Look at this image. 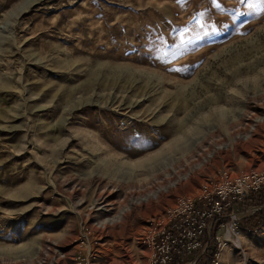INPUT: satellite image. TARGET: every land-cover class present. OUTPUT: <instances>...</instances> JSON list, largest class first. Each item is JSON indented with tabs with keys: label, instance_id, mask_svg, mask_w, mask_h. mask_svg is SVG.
<instances>
[{
	"label": "rangeland",
	"instance_id": "1",
	"mask_svg": "<svg viewBox=\"0 0 264 264\" xmlns=\"http://www.w3.org/2000/svg\"><path fill=\"white\" fill-rule=\"evenodd\" d=\"M216 3L0 0V264H153L162 232H210L223 174L264 171V4ZM255 211L213 264H264Z\"/></svg>",
	"mask_w": 264,
	"mask_h": 264
},
{
	"label": "built area",
	"instance_id": "2",
	"mask_svg": "<svg viewBox=\"0 0 264 264\" xmlns=\"http://www.w3.org/2000/svg\"><path fill=\"white\" fill-rule=\"evenodd\" d=\"M259 189H264V171L259 172L250 170L248 172L239 174L233 180H229L226 174H223L222 181L215 186L213 195L209 198H206L208 200V205L206 207L207 210L196 209L194 207L196 211L194 209L193 212L198 216L200 215V218H211L212 223V218L222 216V212L230 204V200H241L248 196L249 193L255 192ZM204 226V224H195L191 230L193 237L191 238L190 242L188 244H184L183 241H179V243L176 244L182 245V247H185V249L188 251L196 248L191 242H196V245L199 246H206V243L202 244L199 241L202 231L206 229ZM171 227H177L176 221L171 225ZM162 236L164 240L160 242L162 245L156 246L158 256L154 259L153 264H174L173 253L174 246L176 244L173 243V247L172 245L169 247L167 245V247L164 249L163 243L166 241L168 243L172 236L170 235V231L162 232Z\"/></svg>",
	"mask_w": 264,
	"mask_h": 264
},
{
	"label": "trees",
	"instance_id": "3",
	"mask_svg": "<svg viewBox=\"0 0 264 264\" xmlns=\"http://www.w3.org/2000/svg\"><path fill=\"white\" fill-rule=\"evenodd\" d=\"M197 206V205H196ZM201 204H198L196 208H200ZM248 207H255V211L252 215L243 217L238 221V225L242 228L248 230H256L264 225V189H259L255 192L249 193L248 196L241 200H230V204L222 212V215H226L229 212L241 211L244 212ZM224 221L223 217H214L212 218L211 230L208 233L207 229L202 231V235L199 238V241L203 244L207 242V249L205 250V255L203 257L195 260L194 264H213L215 257V246L216 238L215 232L216 229L221 226ZM170 225H168L169 228ZM210 235V236H209ZM208 236V239H207ZM195 249L186 250L185 247H182L180 244L174 246L173 261L174 264H185L188 262V259L195 254Z\"/></svg>",
	"mask_w": 264,
	"mask_h": 264
},
{
	"label": "bare ground",
	"instance_id": "4",
	"mask_svg": "<svg viewBox=\"0 0 264 264\" xmlns=\"http://www.w3.org/2000/svg\"><path fill=\"white\" fill-rule=\"evenodd\" d=\"M179 178V173H173L172 175L168 174L162 182H158L157 184L153 185L152 188H148V190L146 189L147 191L142 194L143 196H139L137 198V203L144 202L141 205L145 207L150 206L152 203L155 204L156 202H154V200L158 201L161 198H164L165 194L170 192L171 188L176 187V185L180 182Z\"/></svg>",
	"mask_w": 264,
	"mask_h": 264
},
{
	"label": "snow or ice",
	"instance_id": "5",
	"mask_svg": "<svg viewBox=\"0 0 264 264\" xmlns=\"http://www.w3.org/2000/svg\"><path fill=\"white\" fill-rule=\"evenodd\" d=\"M176 2L179 3L180 0H176ZM211 3L215 8H220V5L216 3V0H211ZM239 3L251 6L253 3L264 4V0H239ZM204 14L205 13L203 12L198 13L199 16H203Z\"/></svg>",
	"mask_w": 264,
	"mask_h": 264
}]
</instances>
